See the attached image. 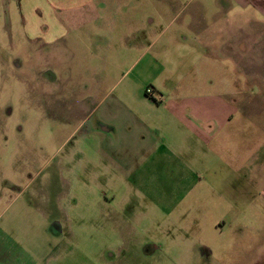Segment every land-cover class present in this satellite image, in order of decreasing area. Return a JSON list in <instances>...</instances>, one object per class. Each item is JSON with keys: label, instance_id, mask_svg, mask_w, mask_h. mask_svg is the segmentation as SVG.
I'll return each instance as SVG.
<instances>
[{"label": "rangeland", "instance_id": "1", "mask_svg": "<svg viewBox=\"0 0 264 264\" xmlns=\"http://www.w3.org/2000/svg\"><path fill=\"white\" fill-rule=\"evenodd\" d=\"M187 1L94 0L93 11L62 16L67 33L60 41L43 44L25 40L16 0H0V264H35L50 254L46 264H264V174L256 192L247 193L241 189L249 186L248 170L225 177L229 169L219 168L216 176L217 169L207 173L190 154L207 189L189 192L170 218L158 209L152 220L147 200L125 190L111 193L115 208L99 201L112 199L105 191L115 182L103 154L95 156L100 135L91 131L124 90L131 102L147 90L152 98L157 87L165 104L213 107L218 80L226 86L236 74L244 95L238 98L264 114V81L247 79L264 72L262 60L224 65L217 75L216 64L193 65L182 49L167 48L170 37L183 36L191 12L203 10L201 3L208 16L200 12V24H214L213 2L192 0L189 7ZM253 83L258 90L250 94ZM237 131L258 143L249 129ZM173 169L169 163L161 169L164 188L152 194L153 202H181L187 194ZM237 208L243 214L232 226ZM221 219L226 224L218 230L213 224Z\"/></svg>", "mask_w": 264, "mask_h": 264}, {"label": "crops", "instance_id": "2", "mask_svg": "<svg viewBox=\"0 0 264 264\" xmlns=\"http://www.w3.org/2000/svg\"><path fill=\"white\" fill-rule=\"evenodd\" d=\"M191 1L188 0L187 4ZM201 1L206 4L213 2L211 14L214 17L212 22L214 24H210L209 27L206 25L209 23L200 24L199 13L203 12L204 17L208 16L205 11L207 7L201 3L203 10L191 12L188 17L191 20L185 24L183 36L180 38L175 34L170 37L167 48L173 46L175 49H182L193 65L201 62L216 64L217 75L224 65H230L235 69L244 61L254 64L260 60L262 61L259 64L264 65V0ZM16 2L15 9L19 14L21 32L25 40L29 43L43 44H55L67 33L62 16L71 17L76 13L77 16H83L84 13L93 11L94 6V0H16ZM192 6L193 2L189 4V7ZM175 17L177 15L173 18ZM141 56L142 54L131 66L136 64ZM197 75L200 83V75ZM247 79L250 82L264 81V72H251L250 78ZM218 81L220 91H216L218 100L215 107L192 106L185 100L165 104L162 101L163 94L160 92L162 90L157 87H150L152 98L146 97L144 92L134 96V102H131L130 92L124 90L121 97L114 100L113 103L116 104L108 106L106 118L99 116L91 131L95 138L97 134L100 135L93 140L95 156L100 158V154H103L110 176L115 182L112 190L105 191L112 199H108L107 195L100 196L101 204L107 208L112 204L115 208L118 203L111 193L114 189L118 192L125 190L124 192L136 194L142 201L143 198L147 200V204L144 205L150 209L152 220L158 216V209L166 210L160 216L170 218L184 203L189 192H193L199 186L198 189H207L201 187L203 175L201 176L199 170L190 164V154L198 155L199 161L203 163L200 164L207 173L212 172L213 168L217 169L216 176L220 174L219 168H224L221 171L230 170L222 172L225 177L229 175L237 177L240 170L241 172L248 170L246 182L249 186L246 184L248 187L242 188L241 191L256 192L257 183L261 185L257 177L260 178V175L264 174V169H261L263 165L255 162L260 160L258 157L264 159V154H258L259 143L264 145V114H261L263 109H258L246 100L238 98L244 95L240 94L241 91L235 85V81H239L236 74L230 78L229 85L224 86L221 81L227 80L222 78ZM151 85L148 83V86ZM248 87L250 94L258 90L256 83ZM154 94L158 96L157 99ZM224 100L227 101L226 104ZM252 107H255L256 111L250 113ZM242 127L252 131L251 135L258 143H252L253 141L248 143L245 132L239 136L237 129ZM98 139L101 140L97 141ZM224 160L229 161L228 165L223 163ZM168 163L173 164V171L186 181L184 192L188 195H184L181 202H153L152 194L163 191L165 180L164 171L161 169H165ZM209 164L212 165L207 168ZM260 187L264 192V184ZM237 212L235 221L231 222L232 226L238 223L240 214H243L242 209L237 208ZM204 216L202 222L206 221L204 220L206 215ZM127 220L130 225H136L132 217ZM225 224L226 220L221 219L213 226L223 230ZM118 250L125 252L124 248ZM91 253L92 251H89V254ZM51 258L54 257L50 254L34 262L46 264Z\"/></svg>", "mask_w": 264, "mask_h": 264}, {"label": "built area", "instance_id": "3", "mask_svg": "<svg viewBox=\"0 0 264 264\" xmlns=\"http://www.w3.org/2000/svg\"><path fill=\"white\" fill-rule=\"evenodd\" d=\"M147 95L149 94V90L146 91Z\"/></svg>", "mask_w": 264, "mask_h": 264}, {"label": "trees", "instance_id": "4", "mask_svg": "<svg viewBox=\"0 0 264 264\" xmlns=\"http://www.w3.org/2000/svg\"><path fill=\"white\" fill-rule=\"evenodd\" d=\"M145 96L148 97L147 93L145 92Z\"/></svg>", "mask_w": 264, "mask_h": 264}]
</instances>
